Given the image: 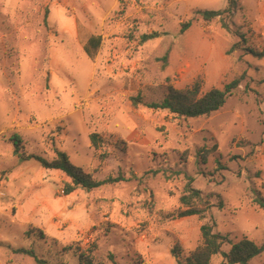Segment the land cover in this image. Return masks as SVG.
Wrapping results in <instances>:
<instances>
[{
  "label": "rangeland",
  "instance_id": "rangeland-1",
  "mask_svg": "<svg viewBox=\"0 0 264 264\" xmlns=\"http://www.w3.org/2000/svg\"><path fill=\"white\" fill-rule=\"evenodd\" d=\"M120 1L0 0V264H40L21 249L48 264H78L84 251L93 264H178L176 245L184 264L208 221L177 217L188 178L214 206L223 253L242 238L264 244V0H236L227 27L197 14L226 0ZM241 76L207 117L132 104ZM14 137L25 155L50 162L57 149L96 180L124 181L64 195L68 178L14 155Z\"/></svg>",
  "mask_w": 264,
  "mask_h": 264
},
{
  "label": "trees",
  "instance_id": "trees-1",
  "mask_svg": "<svg viewBox=\"0 0 264 264\" xmlns=\"http://www.w3.org/2000/svg\"><path fill=\"white\" fill-rule=\"evenodd\" d=\"M120 1V0H119ZM227 6L220 11H198L205 20L219 18L224 27L225 17H230L236 7V0H226ZM121 3V1H120ZM187 27L188 24H184ZM151 34L150 36H152ZM143 37L141 40H143ZM101 46V37L91 36L83 45V51L90 60H94ZM259 57H264V51L257 54ZM242 81V76L225 85L223 89L213 88L207 92H202V83L199 80L193 82L190 86L177 90L172 87L167 89L166 95L159 102L142 103L139 99H133L132 104L137 106L143 104L145 107L153 110H167L169 113L184 118H199L207 117L223 107L227 98L233 94ZM13 153L22 160H36L44 169L57 170L62 172L67 178L65 183L64 195L70 194L80 188L85 191H92L105 185H113L124 181L122 176H107L104 179L96 180L91 173H87L82 168L73 165L66 153L55 150L56 157L52 161H47L39 156L25 155L20 152L22 145L20 139L14 137L12 140ZM89 141L93 148L99 149L104 144V139L97 133L89 135ZM215 148V146L213 147ZM192 179L188 178L185 185V194L179 201L183 208L178 212V218L198 216L201 220H208L200 226L202 243L193 251L189 252L184 264H211L210 261L214 255L221 254L224 263L222 264H249L250 261L264 253V244H256L255 242L242 238L240 241L232 244L228 253L222 252L223 245L227 242L226 238L215 232V223L211 214L214 207L202 193L191 186ZM255 203L264 211V198L258 197ZM219 205L218 207H221ZM41 234V233H40ZM20 252L33 257L40 264H48L44 260H40L32 250H19ZM179 246L176 245L172 249V254L175 256L178 264H183L179 261ZM78 264H93V258L89 253L82 252L78 255ZM112 264H117L112 256H110Z\"/></svg>",
  "mask_w": 264,
  "mask_h": 264
},
{
  "label": "crops",
  "instance_id": "crops-1",
  "mask_svg": "<svg viewBox=\"0 0 264 264\" xmlns=\"http://www.w3.org/2000/svg\"><path fill=\"white\" fill-rule=\"evenodd\" d=\"M264 152V151H263ZM262 154V153H261ZM260 154V156H259V158L261 159V160H263L264 161V159L262 158V155Z\"/></svg>",
  "mask_w": 264,
  "mask_h": 264
},
{
  "label": "built area",
  "instance_id": "built-area-1",
  "mask_svg": "<svg viewBox=\"0 0 264 264\" xmlns=\"http://www.w3.org/2000/svg\"><path fill=\"white\" fill-rule=\"evenodd\" d=\"M261 155H262V158L264 159V152H262V154H261Z\"/></svg>",
  "mask_w": 264,
  "mask_h": 264
}]
</instances>
